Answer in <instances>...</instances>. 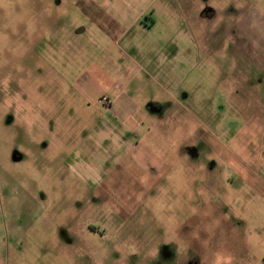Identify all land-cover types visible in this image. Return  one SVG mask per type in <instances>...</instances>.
Here are the masks:
<instances>
[{
    "label": "rangeland",
    "instance_id": "1",
    "mask_svg": "<svg viewBox=\"0 0 264 264\" xmlns=\"http://www.w3.org/2000/svg\"><path fill=\"white\" fill-rule=\"evenodd\" d=\"M137 1L0 0V264H264V0Z\"/></svg>",
    "mask_w": 264,
    "mask_h": 264
},
{
    "label": "crops",
    "instance_id": "2",
    "mask_svg": "<svg viewBox=\"0 0 264 264\" xmlns=\"http://www.w3.org/2000/svg\"><path fill=\"white\" fill-rule=\"evenodd\" d=\"M131 3L136 4L137 6L132 7ZM144 4V2H141V5ZM138 1L137 0H114V3L112 5H109L107 3L106 7H103L104 13L109 17L112 21L117 24V28L122 30L130 27L132 17L138 12ZM147 22L142 25L143 30H149L153 27L154 21L153 20H146ZM149 21V22H148ZM152 21V22H151ZM150 23V24H149ZM110 107H113L112 105ZM125 108V107H124ZM117 110L118 107H116ZM121 115V113H120Z\"/></svg>",
    "mask_w": 264,
    "mask_h": 264
}]
</instances>
